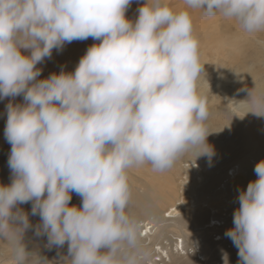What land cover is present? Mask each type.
<instances>
[{"label": "clouds", "instance_id": "clouds-1", "mask_svg": "<svg viewBox=\"0 0 264 264\" xmlns=\"http://www.w3.org/2000/svg\"><path fill=\"white\" fill-rule=\"evenodd\" d=\"M130 3L0 0V99H8L11 145V182L0 185V264H151L142 228L157 219L154 195L134 192L129 171L148 164L165 172L215 155L192 13L231 21L264 49V0H144L134 20ZM89 37L73 71L40 78L37 65L53 49ZM252 80L247 99L234 103L264 117V74ZM254 172L224 233L237 264H264V158ZM28 202L35 225L20 207ZM29 229L46 236L48 249L67 243V254L49 259L29 249Z\"/></svg>", "mask_w": 264, "mask_h": 264}, {"label": "bare ground", "instance_id": "bare-ground-1", "mask_svg": "<svg viewBox=\"0 0 264 264\" xmlns=\"http://www.w3.org/2000/svg\"><path fill=\"white\" fill-rule=\"evenodd\" d=\"M133 1L135 0H131L129 8L127 9L129 10V15H127L128 18L130 14L138 13V8L136 6L133 7ZM137 2L141 3L143 1L138 0ZM134 18L133 16L132 20H134ZM219 25L218 32H221V36L226 35V38L221 37L216 43L210 45H208L206 39L200 42V58H202L201 55H203L205 51L212 50L213 52H217L212 60L213 64H215V66L220 64L221 66H219V68L214 67L209 69L202 66L204 78L202 76L200 81V86L204 91L206 104L210 111L207 123L210 130H213L207 136V141L214 147L215 155L212 157L211 163L208 162L207 157L200 156L197 157L200 163L192 161L184 164L187 171L185 170L183 174L184 178L182 180L181 191L187 190V195L190 199L192 198V200L191 203H189L186 202V200L184 202L182 199L178 198L175 204L167 206V211H164V215L174 217L175 219L182 218L180 216L185 214L183 213L184 209H188L189 212L194 211L193 208L196 207L198 201L203 198L202 196L209 189L210 183H216L220 178L222 179L221 183L218 185L221 186L219 187L220 189H218L220 197L224 198V194L227 192H229L233 199L238 197V189L246 188L248 181L255 179L252 165L264 158V117H258L251 112L243 115V112L237 104L234 103V101L247 99L246 89H250L254 86L252 76L255 78L259 74H264V49L257 45L256 37L240 34L233 22L224 20L222 24L220 22ZM203 38H205V36ZM241 38L243 42L239 44L238 39ZM82 41L83 40H74L68 47H63V49L59 51L53 49L51 58H45L41 64L37 65L41 68L40 78H45L53 72L59 73L62 67L66 72L73 71L80 57L88 47L87 45L82 47ZM91 42L94 43V41ZM87 43L89 42L87 41ZM90 45L91 44H89V46ZM82 48L84 49L81 51ZM204 62L206 63L205 59ZM3 109L4 104H1L0 101V145H2L1 141L6 140L4 137L6 113L2 112ZM224 135L227 137L225 141L222 142L220 139L223 138ZM239 149L243 150L242 155L237 157L236 162L228 164L225 172L219 175L216 164L221 160L225 161L227 158L226 154ZM229 169L231 170V174L228 173ZM198 170H204L205 176L200 174L201 172H198ZM10 179L6 184L5 181L3 182L1 179L0 185L9 184L11 182ZM216 193L217 192L214 194L216 195ZM143 195L144 193L141 194V196ZM169 195H172V197L175 195L174 197H176V192L172 187L169 189L166 188L165 190L164 197ZM79 202L81 204V200ZM205 202L206 199H203L202 203L204 204ZM156 209L158 211L159 207L156 206ZM194 215L195 217H189V222H195V220H198V217H204L196 214ZM35 216L38 217V215ZM232 216L231 213L230 217H222V219L226 222L230 220ZM222 219L214 215L211 217V220L221 221ZM186 222L188 221L186 220ZM214 226L216 227V225ZM177 228H181V224H178ZM161 234L162 231L158 229L156 220L154 222L144 221L142 235L145 236L147 240L153 238L156 244H160L159 240ZM194 243L197 245L196 242ZM179 245L181 251H186V245L183 239H180V242L177 240L175 243L176 253L178 252ZM212 245L213 244L208 242L207 247L209 251L222 259L221 249L217 248L212 250ZM159 248L161 252L168 257L167 251L163 249L162 246H158V249ZM40 252L44 255V252ZM158 256H160L159 253ZM47 257L53 259L51 256ZM177 257H180V255H177ZM157 261V259L151 258V264H159Z\"/></svg>", "mask_w": 264, "mask_h": 264}, {"label": "rangeland", "instance_id": "rangeland-1", "mask_svg": "<svg viewBox=\"0 0 264 264\" xmlns=\"http://www.w3.org/2000/svg\"><path fill=\"white\" fill-rule=\"evenodd\" d=\"M137 1L138 0L133 1V7L136 6L137 8H139L143 5L144 0H142L143 2L141 3ZM171 3L174 7H179L182 4V0H171ZM127 15H129V10L126 11V16ZM137 15L138 13L130 14L131 18H129L132 19L133 16L136 18ZM192 20L193 26L195 27V32L199 37V42L206 39L208 41V45H210L212 43H216L218 40L221 39V37L226 38V35L221 36V32H218V27L220 26L219 23L221 22L222 24L224 19H221L219 17L206 18L203 17L199 12H193ZM204 36L205 38H203ZM260 38L264 39V36ZM86 40L89 43H87ZM91 41H93L91 37L83 40L81 42L82 47H84L85 45L89 46V44H92ZM238 42L239 44L242 43L243 39H238ZM70 44L71 43H66L64 47H68ZM83 49L84 48H82L81 51ZM215 54H217V52L208 50L205 51L203 55H201V62L204 63V59L206 60V63H204L203 66H205L207 69L214 67L219 68L220 64L218 63L219 65L215 66L212 61ZM21 100L22 97H16L14 102H20ZM0 101L1 104H4V109L2 112L6 113L5 105L8 103V99H0ZM226 137L227 136L224 135L223 138L220 139V141L224 142ZM1 144L0 180L2 179L3 182L5 181L6 184L11 178L10 169L7 163V158L10 152L11 145L6 140L1 141ZM242 152L243 150L239 149L226 154L227 158L225 159V161L227 162L221 160L216 164L217 171H219V175L225 172L228 164L236 162L237 157L242 155ZM192 161H197L200 163V161H198V158L192 159ZM192 161H188V159H185L177 163V165L172 169L165 172H154L151 170V166L148 164H145L141 167L133 168L129 171V182L134 192H136L140 196L143 193L154 195V203L156 206L159 207V210L157 211L156 221L158 229H161L162 231L159 240L160 244H156L153 238L147 240L146 237L143 236L144 239L149 243V246L152 250L151 258L157 259V262H159V264H223V261L222 259H220V257H218L216 254H212L213 252L209 251L207 244L208 242H210V244H213L211 247L212 250L220 248L228 253L229 264H237V248L233 245L231 239H228L224 235L225 231L233 226V216L230 218V220H227L226 222L224 219H222V217H230L231 213L233 215V211L238 204V197L233 199L230 196L229 192L224 194V198L220 197V194L218 193V189H220L219 187H221L218 185L222 181L220 177V179L216 183H210L209 189L202 196L203 198H201L198 201V205L193 208L194 211L189 212L188 209H184L183 213L185 214H182L180 216L182 218L179 219L164 215V211H167V206L175 204V201L178 198L182 199L184 202L186 200V202L191 203L192 198L190 199L187 195V190L181 191V188L182 180L184 178V171H187L184 164ZM254 166L255 163L252 165L253 173H255ZM198 172H201L200 174H203V176H205L204 170H198ZM230 172L231 170L229 169L228 173L231 174ZM170 187L175 190L176 197H174L175 195H173V197L172 195H169L170 197H164L166 188L169 189ZM183 192L186 193L184 194ZM215 192H217L216 195L214 194ZM203 199H206V202L204 204L202 203ZM79 201L80 197L75 192H73L70 203L79 206ZM20 207L23 208L24 211L29 214V219L33 225L39 223V216L36 217L35 215L31 214V202H28V204H21ZM194 214L204 217H198V220H195V222H189V217H195ZM213 215L218 216L222 220H211V217ZM186 220L188 222H186ZM178 224H181V228H177ZM214 225H216L217 228ZM180 239H183L186 245V251H181L179 245V253H176L175 243L177 240H179L180 242ZM188 241L191 245L194 246L192 247V250L188 246ZM25 242L29 249L38 248L40 251L44 252V255L51 256L52 258L57 257L58 254H67V243H65V245L60 249H57L55 246H53L51 249H48L45 247L47 243L46 236H36L33 229H29L27 231L25 235ZM194 242H196L197 245ZM194 244L196 245V247ZM158 246H162L163 249L167 251L168 257H166V255L161 252L160 248L158 249ZM158 253L160 254V256H158ZM177 255H180V257H177Z\"/></svg>", "mask_w": 264, "mask_h": 264}]
</instances>
